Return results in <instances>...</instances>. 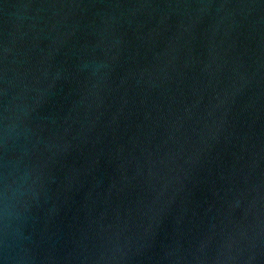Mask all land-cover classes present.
<instances>
[{"label": "water", "instance_id": "95a60500", "mask_svg": "<svg viewBox=\"0 0 264 264\" xmlns=\"http://www.w3.org/2000/svg\"><path fill=\"white\" fill-rule=\"evenodd\" d=\"M0 264H264V0H0Z\"/></svg>", "mask_w": 264, "mask_h": 264}]
</instances>
